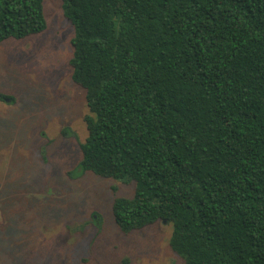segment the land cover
<instances>
[{
    "label": "trees",
    "instance_id": "16d2710c",
    "mask_svg": "<svg viewBox=\"0 0 264 264\" xmlns=\"http://www.w3.org/2000/svg\"><path fill=\"white\" fill-rule=\"evenodd\" d=\"M61 13L87 106L73 171L134 183L112 201L121 233L160 221L181 264H264V0H62ZM45 28L43 0H0V42Z\"/></svg>",
    "mask_w": 264,
    "mask_h": 264
},
{
    "label": "rangeland",
    "instance_id": "374dc122",
    "mask_svg": "<svg viewBox=\"0 0 264 264\" xmlns=\"http://www.w3.org/2000/svg\"><path fill=\"white\" fill-rule=\"evenodd\" d=\"M61 4L43 0L42 32L0 42V94L11 98L0 99V264H181L171 224L127 235L116 225L113 198L131 196L133 182L73 171L87 106L70 77L74 29Z\"/></svg>",
    "mask_w": 264,
    "mask_h": 264
}]
</instances>
